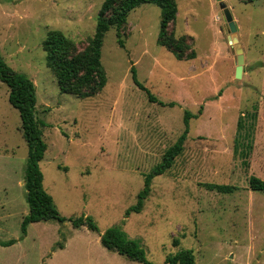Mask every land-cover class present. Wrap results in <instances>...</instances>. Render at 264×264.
I'll return each mask as SVG.
<instances>
[{
  "label": "rangeland",
  "instance_id": "obj_1",
  "mask_svg": "<svg viewBox=\"0 0 264 264\" xmlns=\"http://www.w3.org/2000/svg\"><path fill=\"white\" fill-rule=\"evenodd\" d=\"M170 27L188 36L197 57L178 60L158 45L161 10L143 4L121 30L104 37L101 62L107 83L96 95L61 93L42 48L47 33L62 31L83 50L96 28L102 0H0V50L5 63L36 86V117L47 144L43 186L66 221L28 225L24 174L28 147L19 112L0 81V264H142L101 244L118 227L140 243L148 261L192 250L196 264H264V0H225L244 50L243 75L217 0H176ZM138 80L167 106L150 102ZM169 104H174L169 106ZM173 168L157 176L141 212L144 175L159 164L184 131ZM224 185L231 193L210 189ZM90 217L98 231L73 227ZM177 242V243H176Z\"/></svg>",
  "mask_w": 264,
  "mask_h": 264
},
{
  "label": "trees",
  "instance_id": "obj_2",
  "mask_svg": "<svg viewBox=\"0 0 264 264\" xmlns=\"http://www.w3.org/2000/svg\"><path fill=\"white\" fill-rule=\"evenodd\" d=\"M102 6L97 16L94 34L87 39L83 50L62 31L51 30L42 43L47 53L48 66L54 75L61 93L70 94L78 98H88L99 93L107 83V75L101 62L102 48L105 34L112 28L117 29V42L124 47L121 30L127 25L129 14L143 4H154L161 10V23L157 43L174 54L178 60H193L197 57L188 36L176 37L170 31L177 18L178 5L176 0H102ZM254 2L255 0H248ZM134 84L145 91L150 102H157L161 106L167 104L158 100L150 90L137 78L136 68H131ZM0 81L9 89V103L19 112L21 133L28 147L27 164L24 174L26 201L29 206L28 215L23 218L21 229L25 236L27 227L33 223L49 220L66 221L54 203L52 196L46 192L43 182L44 176L40 162L44 159L47 144L43 139V121L36 117V86L33 81L23 74L17 73L9 67L0 50ZM174 104H169L173 106ZM197 115L189 111L184 114V131L175 144L168 148L159 164L144 175V187L138 194V202L127 211L139 213L151 193L154 178L170 171L176 159L184 152V145L188 137L190 120ZM249 188L253 191L264 192V180L256 176L249 178ZM221 193H231V188L224 185H211ZM73 227L86 226L92 231H98L96 223L90 217H79L72 221ZM17 240L0 242L3 247L14 245ZM177 243V242H176ZM101 244L131 261L142 264H154L147 260L145 251L140 243L130 239L121 228L112 227L101 235ZM165 264H196L192 250H182L166 258Z\"/></svg>",
  "mask_w": 264,
  "mask_h": 264
},
{
  "label": "water",
  "instance_id": "obj_3",
  "mask_svg": "<svg viewBox=\"0 0 264 264\" xmlns=\"http://www.w3.org/2000/svg\"><path fill=\"white\" fill-rule=\"evenodd\" d=\"M217 2L220 9L223 11L224 18L229 26V30L231 33L229 43L234 47L235 54L237 56V67L235 70V77L237 79H240L243 75L245 56H244L243 47L238 37V26L225 0H217Z\"/></svg>",
  "mask_w": 264,
  "mask_h": 264
}]
</instances>
